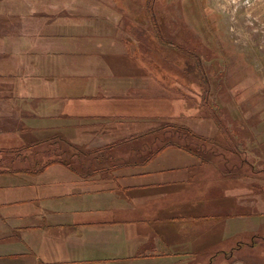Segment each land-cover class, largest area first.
<instances>
[{"label": "crops", "instance_id": "crops-1", "mask_svg": "<svg viewBox=\"0 0 264 264\" xmlns=\"http://www.w3.org/2000/svg\"><path fill=\"white\" fill-rule=\"evenodd\" d=\"M74 14L72 0H0V119L13 115L0 150L20 152L0 161L40 165L0 171V264L193 263L211 216L193 220L195 191L169 193L167 172L115 154L150 112L125 109L105 35Z\"/></svg>", "mask_w": 264, "mask_h": 264}, {"label": "rangeland", "instance_id": "rangeland-1", "mask_svg": "<svg viewBox=\"0 0 264 264\" xmlns=\"http://www.w3.org/2000/svg\"><path fill=\"white\" fill-rule=\"evenodd\" d=\"M83 3L72 0L73 18L105 35L99 48L115 63L125 109L150 112L115 154L135 159L129 171L147 161L149 172H167L169 193L195 191L206 212L193 220L211 216L199 259L184 264H264V0ZM11 118L4 112L0 122ZM13 160L0 171L40 166ZM179 223L166 230L181 235Z\"/></svg>", "mask_w": 264, "mask_h": 264}, {"label": "trees", "instance_id": "trees-1", "mask_svg": "<svg viewBox=\"0 0 264 264\" xmlns=\"http://www.w3.org/2000/svg\"><path fill=\"white\" fill-rule=\"evenodd\" d=\"M0 152H2L3 153V155H8V156H11V155H16V154H19L20 152H19V149H2V150H0ZM18 152V153H17Z\"/></svg>", "mask_w": 264, "mask_h": 264}]
</instances>
